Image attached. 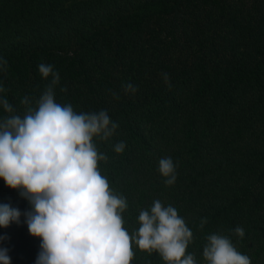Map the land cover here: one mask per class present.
Masks as SVG:
<instances>
[{"label":"trees","instance_id":"1","mask_svg":"<svg viewBox=\"0 0 264 264\" xmlns=\"http://www.w3.org/2000/svg\"><path fill=\"white\" fill-rule=\"evenodd\" d=\"M0 57V95L15 114L24 115L25 96L35 107L49 83L38 70L44 63L59 73L58 103L77 113L106 110L119 125L95 143L108 157L99 171L127 200L130 235L158 199L193 232L187 253L196 264H207L213 233L264 264V0H0ZM128 83L135 93H125ZM7 115L0 106V118ZM168 157L170 186L159 171ZM0 204L30 208L2 178ZM24 221L0 227L12 264H36L40 251ZM132 249L130 264H165L158 253Z\"/></svg>","mask_w":264,"mask_h":264},{"label":"clouds","instance_id":"2","mask_svg":"<svg viewBox=\"0 0 264 264\" xmlns=\"http://www.w3.org/2000/svg\"><path fill=\"white\" fill-rule=\"evenodd\" d=\"M6 65L0 57V71ZM38 70L44 79H51L35 107L29 97L21 100L23 116L15 114L0 95V106L9 114L0 118V178L30 205L21 212L0 204V227L20 224L25 217L29 233L41 241L36 264H130L133 243L141 251L158 253L165 264H196L195 255L187 253L193 232L173 206L165 207L157 199L150 211H140L136 231L130 235L123 227L127 200L110 189L108 179L99 171L98 163L108 157L95 143L97 138L107 141L119 125L106 110L77 113L71 104L58 103L59 73L44 63ZM123 88L125 93L137 91L131 83ZM5 91L0 85V93ZM112 95L119 99L115 92ZM125 147V142H118L114 151L122 153ZM159 171L166 185L175 183L170 157L159 161ZM206 223L202 218L200 227ZM234 232L244 236L242 227ZM6 239L0 235V264H12L9 249L3 246ZM205 239L207 264H251L228 237L213 233Z\"/></svg>","mask_w":264,"mask_h":264}]
</instances>
